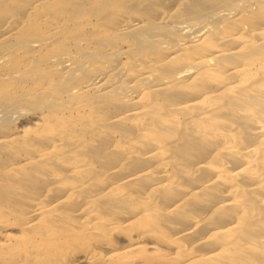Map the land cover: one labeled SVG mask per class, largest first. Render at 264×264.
Listing matches in <instances>:
<instances>
[{
    "label": "bare ground",
    "instance_id": "bare-ground-1",
    "mask_svg": "<svg viewBox=\"0 0 264 264\" xmlns=\"http://www.w3.org/2000/svg\"><path fill=\"white\" fill-rule=\"evenodd\" d=\"M0 264H264V0H0Z\"/></svg>",
    "mask_w": 264,
    "mask_h": 264
}]
</instances>
